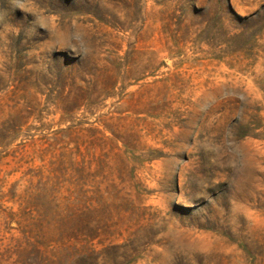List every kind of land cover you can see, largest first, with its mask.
<instances>
[{"label":"rangeland","instance_id":"obj_1","mask_svg":"<svg viewBox=\"0 0 264 264\" xmlns=\"http://www.w3.org/2000/svg\"><path fill=\"white\" fill-rule=\"evenodd\" d=\"M0 264H264V0H0Z\"/></svg>","mask_w":264,"mask_h":264},{"label":"clouds","instance_id":"obj_2","mask_svg":"<svg viewBox=\"0 0 264 264\" xmlns=\"http://www.w3.org/2000/svg\"><path fill=\"white\" fill-rule=\"evenodd\" d=\"M20 10L24 11V9H23V8H21Z\"/></svg>","mask_w":264,"mask_h":264}]
</instances>
